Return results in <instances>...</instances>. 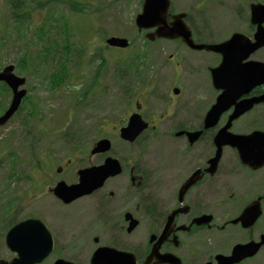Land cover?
Segmentation results:
<instances>
[{
	"label": "flooded vegetation",
	"instance_id": "obj_1",
	"mask_svg": "<svg viewBox=\"0 0 264 264\" xmlns=\"http://www.w3.org/2000/svg\"><path fill=\"white\" fill-rule=\"evenodd\" d=\"M190 1L186 10L172 1L168 20L186 13L194 42H218V52L194 49L182 37L155 41L158 48H166L163 58L173 77L159 93L166 72L158 68L150 90L142 93L145 98L156 96V112L147 115L141 99L130 102L127 117L139 112L149 123L133 142L123 139L120 130L113 132L110 123H93L86 130L73 122L69 131L54 132L73 138V144L67 153L43 151L37 165H31L33 172L41 170L42 178H31L27 207L41 198V212L19 211L16 204L0 209V264H251L264 251L262 245L255 255L239 261L221 259H230L236 245L260 241L264 234V36L256 35L254 1L225 4L221 23L231 21L233 27L218 40L205 33L211 0ZM260 26L264 28V21ZM234 33L240 35L230 40ZM68 65L52 67V73L60 75L50 82L69 79L71 60ZM217 66L219 89L212 79ZM103 75L92 99L100 93L109 100L108 77ZM219 95L229 103L209 122ZM75 104L81 113L80 102ZM233 113L239 114L231 119ZM27 125L30 129L29 119ZM83 135L95 138L83 141ZM103 138L110 139V146L96 151ZM107 161L115 163L117 173L94 180L89 192L72 200L58 195L59 183L80 184L83 170ZM42 183L41 190L36 188ZM37 219L41 222H30ZM25 220L26 241L47 252L35 261H30L33 254L17 260V241L8 240L11 229Z\"/></svg>",
	"mask_w": 264,
	"mask_h": 264
},
{
	"label": "rangeland",
	"instance_id": "obj_2",
	"mask_svg": "<svg viewBox=\"0 0 264 264\" xmlns=\"http://www.w3.org/2000/svg\"><path fill=\"white\" fill-rule=\"evenodd\" d=\"M26 0L28 8L31 10V16L33 19L29 22V34L28 37L22 39L17 36H12L7 38L6 42L0 46V67L8 63H16L23 56L24 51H30L31 54H35L37 50H41L45 47V42L39 40L36 37V29L38 26L44 24L45 17L48 12L51 11V6L57 7L56 18H59L57 22L58 28L60 25V14H63L68 20L71 27V34H68L69 38L61 35L58 32L59 48L63 47L65 41L68 39L72 46L77 48L79 46L80 55L77 68H71V80L75 77L84 80L88 77L91 79L93 74L101 69L104 74L103 78L106 76L107 82L110 87L109 100L105 97L97 98L94 100V106L88 105L82 109L81 113H75V117L70 119L72 100L71 91H63V96H58L59 94H53L52 92L44 88L46 80L43 79L45 74L52 71V67L46 65L41 68L43 73H40V77L34 73L37 72L35 68L36 58H33L32 64L28 66L25 70L20 71L21 74L26 76L29 80L28 86H33L32 94L37 96V101L40 106H38L34 101L29 100L28 106L30 110H35L37 107L42 109V113L36 112L32 117H28L30 120V129L28 125L24 126L20 124L19 116L14 119L12 123H9L5 128L0 131V209H4L10 203L14 202L16 204L17 210L27 211L33 210L34 212H41V198L38 199L31 208L27 207V202L31 197H27L26 190L31 185V178L34 180H39L42 178L41 170H32V164L34 163L32 157H30L27 145H29V139H26V128L32 134L37 128V126L43 124L44 120H47V124L40 126V130L44 132L45 135L37 136L35 140V145L33 152L36 155L35 158L41 156L42 150L63 149L65 153L69 152L68 147L73 144L65 141L62 135H51L52 127L50 124L56 122V120H64L63 115L67 116V121H63L59 126L64 130L69 131V126L74 122L85 126L86 130L91 129V125L99 124L100 122L105 124L110 123L113 128V132L118 129L122 123V119L126 117L124 110L128 107L127 112H129L132 107H129L130 100L136 98V94H140L137 98L146 102L148 106L147 115L156 112L159 109L155 102L156 96L152 94L151 97L143 98L141 93L144 90H150L149 84H147L151 78V75L156 72V70L162 69L166 73L162 75V83L158 89L159 93H163L166 86L170 83L173 77L171 65L166 63L163 58V53L166 48H158L157 44L149 41L145 34L147 30H139L136 26L135 18L137 14L142 11L143 2L142 0H80L83 2L85 10L77 12L74 14V8L67 5L68 0ZM238 0H211V9L209 13V21L207 26L206 34L213 35L216 39L221 36L226 35L227 29H232L233 23L231 21L220 20V12L223 8H228L225 4L235 3ZM254 1V0H252ZM264 2V0H255ZM11 0H3L0 2V35L1 27L3 25L4 14L8 12L10 8ZM177 9L186 10L188 8L190 0H176ZM39 3V4H38ZM72 17V18H71ZM71 20V22H70ZM231 20V19H230ZM8 31L12 30L11 25H8ZM51 28V27H50ZM49 28V29H50ZM75 28V29H74ZM61 30L63 31L62 27ZM77 33H74V31ZM110 35H117L126 37L130 40L131 46L126 49L117 47H107L105 46V40ZM78 43V44H77ZM78 45V46H77ZM169 46V44H167ZM107 63L105 62V58ZM85 51V54H84ZM137 52L139 56L137 57ZM99 54V55H98ZM68 55H70L68 53ZM76 56V55H74ZM71 57V65L76 63V58ZM137 59H133L136 58ZM64 58V52L61 61ZM40 60V59H38ZM132 60L130 71L129 61ZM19 68V67H18ZM38 68V67H37ZM39 69V68H38ZM118 69H121L120 71ZM20 70V69H19ZM123 72L125 80L119 81L117 76ZM190 70L185 74L186 78L190 77ZM118 80V81H117ZM72 82V81H71ZM125 83H130L132 85V90L129 91L127 97L124 96ZM67 82L61 83L58 90L62 91L66 88ZM77 86L76 89L82 87ZM105 86V81L103 80L102 88ZM67 94V95H65ZM74 95V94H73ZM100 97V93L97 94ZM76 96H73L75 100ZM124 98H126L124 100ZM2 99L0 98V104ZM1 108V105H0ZM27 107H25L26 109ZM126 112V110H125ZM25 114V110L22 112ZM28 115V114H27ZM55 118H58L55 120ZM126 118L124 119V121ZM124 121L122 124H124ZM121 124V125H122ZM6 132H12L11 136L5 137ZM83 141H92L95 138L91 135H83ZM73 140V138H72ZM10 152H12L17 160L15 163L10 162ZM5 176V179H4ZM42 185V186H41ZM38 185L36 188L39 190L44 186L43 183ZM35 198V197H33ZM251 264H264V251L255 257Z\"/></svg>",
	"mask_w": 264,
	"mask_h": 264
},
{
	"label": "water",
	"instance_id": "obj_3",
	"mask_svg": "<svg viewBox=\"0 0 264 264\" xmlns=\"http://www.w3.org/2000/svg\"><path fill=\"white\" fill-rule=\"evenodd\" d=\"M255 11V21H262L264 19V5L258 4L254 6ZM169 9V0H145L143 12L140 13L137 16L136 23L140 28H153L158 27L155 33L149 34L148 36L152 39H154L156 36H166V37H175V36H184L186 40L193 44V40L191 39V31L186 27V25L183 23V21H174L171 25L168 24L167 21V14ZM239 34H235L231 40H234L236 36ZM257 35L262 36L264 35L263 31H259ZM107 43L111 46H119V47H127L128 46V40L126 38H120V37H110L107 40ZM218 44H211V45H200L197 48H203L206 47L211 50L218 51L219 49ZM13 66H7L3 72L0 73V80H5L14 90V98L12 101L11 106L9 109L5 112V114L0 117V125L5 123L12 115L13 113L18 109L19 104L21 102L22 97L25 94V90L17 91V88L19 85L24 83V79H20L16 77L11 71ZM213 79L214 84L216 87L220 85V79H221V73L220 68L213 69ZM227 102V98H219V101L211 110V116L215 115L217 117L220 113V111L223 109L224 103ZM239 114V113H238ZM237 113L234 114L232 117H236L238 115ZM147 124L142 120L141 115L134 114L131 116L128 126L124 127L122 129V137L128 140H134L139 133L146 128ZM109 146V142L107 140H102L98 143V150H105ZM111 164V163H109ZM108 164V165H109ZM108 165L99 167V171H91L85 170L83 171L82 175V182L78 185H67L66 183L62 182L59 183L58 187L56 188L57 193L60 197H63L65 199H73L77 197L80 194H84L89 192L92 189V184L95 180V178L98 176L99 172H106L108 168H110ZM259 215V213L253 214V221L256 219V217ZM38 221V220H37ZM25 223H21L20 226H25ZM16 227L12 229V231H15L17 236V241L21 242L23 241L24 244H18L15 247V250L19 252V259H29L33 255L38 256L39 253H41L43 250L40 248H37L34 246V248H31L26 245L25 242V236H21L19 233V227ZM13 233L9 234V237L12 236ZM264 244V235L262 236V240L260 242H250L248 244H238L234 248V254L232 257H224L221 256V259L224 260V258H227V260H236L239 261L247 256H252L260 249V247ZM33 254V255H32ZM41 257V256H40Z\"/></svg>",
	"mask_w": 264,
	"mask_h": 264
},
{
	"label": "trees",
	"instance_id": "obj_4",
	"mask_svg": "<svg viewBox=\"0 0 264 264\" xmlns=\"http://www.w3.org/2000/svg\"><path fill=\"white\" fill-rule=\"evenodd\" d=\"M20 2V5H22V6H27V4H26V0H16L15 2H17V3H19ZM11 15H12V19H27V17H28V15L26 14V12H25V10L23 9V7H20V6H16V7H14L13 9H12V13H11ZM8 35H9V33H8ZM5 36H7V34L5 35Z\"/></svg>",
	"mask_w": 264,
	"mask_h": 264
}]
</instances>
